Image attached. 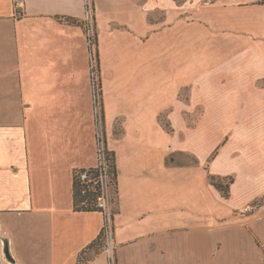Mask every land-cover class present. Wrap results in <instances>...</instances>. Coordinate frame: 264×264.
Returning <instances> with one entry per match:
<instances>
[{
	"label": "crops",
	"instance_id": "0c3cea01",
	"mask_svg": "<svg viewBox=\"0 0 264 264\" xmlns=\"http://www.w3.org/2000/svg\"><path fill=\"white\" fill-rule=\"evenodd\" d=\"M15 1L0 0V264H110L90 247L106 213L116 264L264 263V199L252 204L264 196V144H226L211 156L215 123L238 119L234 106L264 134V0H193L189 21L177 0H23L17 10ZM80 22L96 28L102 128L115 156L106 212L73 205L74 169L98 160ZM201 24L248 26L259 39L256 49L243 45L251 69H240L241 98L223 82L189 127L185 110L200 111L198 90L211 87L200 69H186L207 45ZM182 89L192 92L187 106ZM230 175L224 197L209 176Z\"/></svg>",
	"mask_w": 264,
	"mask_h": 264
},
{
	"label": "rangeland",
	"instance_id": "374dc122",
	"mask_svg": "<svg viewBox=\"0 0 264 264\" xmlns=\"http://www.w3.org/2000/svg\"><path fill=\"white\" fill-rule=\"evenodd\" d=\"M178 4L185 7L184 17L186 21H189L191 18L188 17L193 15L191 4L194 2L193 0H177ZM261 2V1H260ZM258 2V3H260ZM198 4V3H195ZM235 18H248L250 14L245 12H239L238 14L233 15ZM250 27L248 26H238V25H224L217 24L211 30L206 29L204 25L200 26V35L201 38H207V45L204 46L202 43V51L201 56L198 57H186V69H200L201 71V79H206L207 83H211V87L202 85L201 89L198 90V99L200 111L195 110L193 113L188 108L185 110L186 113V122L185 125L191 127L196 124V118L199 115V112L202 113L208 107H212L209 105L211 103L212 98L210 96L216 89L215 93L224 92L220 90V86L223 82L227 81L231 87L234 88V91L231 92L238 95L240 99L241 92H244L245 89L241 90L245 86V81L240 79L241 73L240 69H251L250 67V59L248 58V54H246V48L243 47L246 45H254V49H256V43L259 39L258 36H254L248 30ZM92 29V28H91ZM190 29L188 30V32ZM211 32V34H210ZM190 33V32H189ZM211 46V47H210ZM189 45L186 44V49ZM96 52V46L93 47V54ZM253 60H256L254 57ZM231 71V73H229ZM98 74V72H97ZM227 75V76H226ZM96 83H100V71L99 77L96 80ZM214 84V86H212ZM259 85L264 87V79L259 81ZM188 88V87H184ZM180 90L179 96L180 99L186 104L189 99L192 98L191 90ZM240 94V95H239ZM99 104V103H98ZM96 113L98 115V131L99 135L102 137V123L100 121L101 115V107L97 105ZM247 111V109H246ZM233 112L238 116L234 122H217L215 124L218 125V130L220 131V136L217 138L218 146L212 152L213 156L216 154L217 149H220L222 145H232L238 148H246L248 151L252 152L251 147H259L264 144V139L262 136L264 135L261 129L262 124L257 122H247L240 120V114L243 112L242 106H234ZM160 123L162 126L171 131L173 129L172 125L165 121V119H160ZM219 135V134H218ZM262 135V136H261ZM102 144H100L101 146ZM243 148V149H244ZM240 155V154H238ZM250 156L257 157L260 155H256L255 153H250ZM108 169V166H107ZM85 175L81 176V179H84ZM216 179V178H215ZM220 179V178H218ZM232 176H226L221 178L222 189H228L230 185V181ZM104 193L106 197V201L109 206L114 207V185L111 182L109 172L104 177L103 180ZM264 196L259 199H255L252 204H257L259 201H263ZM252 208V207H250ZM110 264H116L113 260H111ZM264 264V263H262Z\"/></svg>",
	"mask_w": 264,
	"mask_h": 264
},
{
	"label": "trees",
	"instance_id": "16d2710c",
	"mask_svg": "<svg viewBox=\"0 0 264 264\" xmlns=\"http://www.w3.org/2000/svg\"><path fill=\"white\" fill-rule=\"evenodd\" d=\"M75 23V20H71ZM84 29H86V25L84 22L79 23ZM93 30H94V44L96 46V52L93 54V48L91 42L89 44V51H90V59L91 61L95 58L96 68L97 69H90L91 72L93 71H100L99 68V55H98V48H97V34L96 28L93 22ZM90 40V37H87ZM93 81V78H91ZM99 94L102 95L101 92V83H99ZM100 107L102 108V97L100 99ZM102 110V109H101ZM102 113V111H101ZM102 115V114H101ZM100 115V121L102 123V116ZM98 117V115H97ZM97 124V143H98V151L97 154H103L104 161L106 162L108 169L104 172L103 166L101 165L100 159L98 157L97 165L90 168H78L74 169L73 171V205L76 211H100L103 212V209L98 207V197L101 195V175H107L109 172L110 179L112 184L114 185V192H116V166H115V156L112 151H110L107 147V140L103 128L101 130L102 137L99 135L98 131V120L96 121ZM100 144H102L100 146ZM85 175L84 179H81V176ZM210 183L218 189L224 197L229 195L228 189H222V182L220 179H215L214 176H209ZM232 181V180H231ZM230 181V182H231ZM101 238H102V229L100 234L98 235L97 239L92 242L90 247H95L97 249L101 245ZM84 252V251H83ZM87 260L82 253V257L79 259V262H83Z\"/></svg>",
	"mask_w": 264,
	"mask_h": 264
},
{
	"label": "built area",
	"instance_id": "2783aa9c",
	"mask_svg": "<svg viewBox=\"0 0 264 264\" xmlns=\"http://www.w3.org/2000/svg\"><path fill=\"white\" fill-rule=\"evenodd\" d=\"M15 8L16 10L18 8H22L24 5L23 0H16L15 3ZM88 7V5H87ZM84 25H86V29H84L86 33V37H90V40H88V45L91 42L92 48L94 47V30L93 27L89 24L84 22ZM92 28V29H91ZM97 69L96 68V63H95V58L91 61L90 59V69ZM91 78H93L92 81V88H93V98H94V107L96 108L97 105H100V99L101 95L99 94V84L96 83V80L98 79V74L97 71L91 72ZM99 103V104H98ZM97 110V109H96ZM98 151V149H97ZM101 165L103 166V171L105 172L107 170V164L104 161L103 154H101V149H100V154L98 155ZM106 175H101V195L98 197V202L97 205L98 207L103 209V212H106L107 209V201L104 193V187H103V180ZM115 249V243H114V235H113V225H112V220H111V215L110 213L105 214L104 218V224L102 227V238H101V245L97 249V252L104 253L109 256L110 263L112 259V255L114 253Z\"/></svg>",
	"mask_w": 264,
	"mask_h": 264
},
{
	"label": "water",
	"instance_id": "95a60500",
	"mask_svg": "<svg viewBox=\"0 0 264 264\" xmlns=\"http://www.w3.org/2000/svg\"><path fill=\"white\" fill-rule=\"evenodd\" d=\"M4 252H5L6 258L10 259V256H9V253H8V249H7V245H5Z\"/></svg>",
	"mask_w": 264,
	"mask_h": 264
}]
</instances>
